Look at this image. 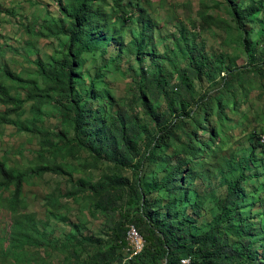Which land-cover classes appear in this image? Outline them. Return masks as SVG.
I'll return each instance as SVG.
<instances>
[{
  "label": "trees",
  "instance_id": "1",
  "mask_svg": "<svg viewBox=\"0 0 264 264\" xmlns=\"http://www.w3.org/2000/svg\"><path fill=\"white\" fill-rule=\"evenodd\" d=\"M222 1L234 26L246 33L248 50H253L255 32L258 44H263L264 0H248L246 5ZM57 5V12L42 22L44 32L41 27L33 32L58 39L60 49L45 61H31L41 82L3 70L23 96L13 94L0 79V104L5 107L0 111V126H21L39 135L42 149L37 155L44 162L37 172L66 175L74 182V196L85 191L101 212H120L125 217L114 224L105 243L100 237L78 234L72 254L80 248L85 264H122L125 254L119 250L127 246V231L134 224L145 246L124 264H264V221L259 223L262 241L255 226L259 213L247 214L244 208L246 183L252 177L261 178L258 203L264 207V158L259 156L264 153L263 135H249V154L223 153L229 138V112H241L242 97L249 96L256 85L260 96L264 95V58L259 60L262 64L221 67L224 54L207 53L205 42L191 32L223 30L225 21L207 11L186 25L176 21L173 45L159 53L153 38L159 23L138 2L57 0ZM131 23H137V29L125 42L123 34ZM248 25L257 28L252 31ZM97 52V80L100 77L102 83H108L106 68L111 63L125 58L130 69L140 65L138 76L132 74L131 99L122 106L114 103L108 85L99 86L93 80L84 88L83 57ZM175 57L179 66L172 71L166 64ZM214 67L224 77L204 94L194 95L196 82L213 76ZM30 103L33 116L22 120ZM51 105L72 127V139L67 140L63 127L55 132L45 127L43 109ZM61 154L63 160H58ZM82 154L104 163L105 168L92 178L85 175L74 180L76 168L66 159ZM209 166L220 171L221 183L207 194ZM125 169L131 174H125ZM26 177L27 173L0 159V205L15 214L10 246L0 249L3 262L16 259L15 264H20L27 259V247L51 244L35 215L20 210ZM208 210L215 215L214 223L201 232L198 217ZM184 259L190 260L184 263Z\"/></svg>",
  "mask_w": 264,
  "mask_h": 264
},
{
  "label": "rangeland",
  "instance_id": "2",
  "mask_svg": "<svg viewBox=\"0 0 264 264\" xmlns=\"http://www.w3.org/2000/svg\"><path fill=\"white\" fill-rule=\"evenodd\" d=\"M126 1L138 2L147 9L152 18L158 21L159 29L155 31L153 38L159 53H166V46L173 45V37L178 31L174 24L176 21H181L186 25L191 18L199 20V14L207 11L225 21L223 30L212 27L203 34L194 29L191 32L199 37L201 43L205 42L207 53L224 54L225 63L221 67H229L233 63L239 67L263 63L259 60L264 58V43L258 44L259 37L255 32L252 35L253 46L251 49L253 50L252 52L248 50L246 33L234 26L233 18L222 0ZM238 1L243 5L248 2V0ZM57 9V0H0V79L10 87L13 94L21 95V92L3 73L4 69L23 78H36L41 82L38 70L31 61L36 58L45 61L60 49L58 39L35 36L33 32L39 27H41L40 31L44 32L43 20L48 18L49 14L56 13ZM256 25H248L247 28L253 31L257 28ZM136 29L137 23L127 25L123 34L125 42L131 40ZM99 55L100 52H97L95 55L85 54L83 57L81 75L86 82L84 88H88L93 80L98 81L99 86L108 85L111 88L114 103L117 106H122L124 102L131 99L135 88L132 74L138 76L140 65L136 63L130 69L129 62L125 58L111 63L106 68L109 71L108 83H102L100 77L97 80ZM166 66L170 70L176 71L174 69L179 66L177 58L176 60L170 58ZM218 72L217 67H214L213 76H206L200 82H196L194 95L204 94L218 83L225 75V73L218 74ZM260 93L261 90L256 85L249 96L242 97L241 112H229L227 121L229 138L226 140L227 150L223 152L224 154H230L233 151H238V156L249 154V148H247L250 144L249 135L255 132L260 136L264 135V95L260 96ZM31 108V103L25 106L22 120L33 116ZM4 109L5 107L0 104V111ZM43 113H45L44 124L48 130L55 132L63 127L67 140L72 139V127L69 126V123L64 122L59 110L51 105L46 106ZM238 147L239 150H236ZM41 149L39 135L28 133L21 126L8 124L0 126V159L16 168L17 172L25 175L27 173L22 197L24 206L20 210L35 215V221L44 233V237L51 242V244L45 242L41 247H27V259L20 264H35L37 261L47 264H85L81 257L86 255L81 256L80 248L75 255L71 251V247L77 243L78 234L97 236L105 243L110 237L114 224L124 221L125 217L120 212H101L95 207L91 195L85 194V191L76 193L74 196L71 193L76 191L74 182L66 175L55 171L37 172L36 169L44 162L37 155ZM48 156L50 153L46 154V157ZM259 156L264 158V153ZM61 158L62 154L59 155L58 160ZM66 160L72 162L76 168L73 171L74 180L85 175L92 178L93 175L100 173L101 168H105L104 163L100 161L95 163L89 154H82L78 158L70 156ZM209 167H212V170L206 178L207 194L215 191L221 183L220 171L216 170L214 166ZM260 170L262 171V169ZM124 171L127 175L131 174L129 169ZM149 182L152 181L149 180ZM262 185L261 178L252 177L248 180L246 183L248 198L244 208L247 214L259 213V217L255 219V226L259 232V239L263 241L259 223L264 221V207L258 203ZM14 218L15 214L9 208L0 205V249L10 246ZM214 219V213L211 210L206 211L204 215L198 217L199 230L202 232L210 228ZM119 251H124L125 254V249ZM263 252L262 249L261 253L263 254ZM261 260H263V256ZM16 261V259H10L3 262L0 256V264H15Z\"/></svg>",
  "mask_w": 264,
  "mask_h": 264
},
{
  "label": "built area",
  "instance_id": "3",
  "mask_svg": "<svg viewBox=\"0 0 264 264\" xmlns=\"http://www.w3.org/2000/svg\"><path fill=\"white\" fill-rule=\"evenodd\" d=\"M262 143L264 144V135L262 137ZM126 239L127 246L125 248L124 262L138 255L145 246V239L134 224L129 226ZM189 260L190 259H184L183 262L188 263Z\"/></svg>",
  "mask_w": 264,
  "mask_h": 264
}]
</instances>
